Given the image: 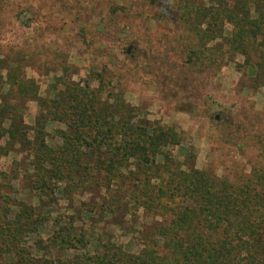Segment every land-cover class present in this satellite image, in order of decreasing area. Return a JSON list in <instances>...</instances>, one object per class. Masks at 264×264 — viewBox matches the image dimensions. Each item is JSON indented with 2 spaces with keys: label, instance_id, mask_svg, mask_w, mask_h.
<instances>
[{
  "label": "trees",
  "instance_id": "1",
  "mask_svg": "<svg viewBox=\"0 0 264 264\" xmlns=\"http://www.w3.org/2000/svg\"><path fill=\"white\" fill-rule=\"evenodd\" d=\"M174 10L196 40L189 61L206 66L218 51L230 60L239 55L245 75L264 87V0H178ZM0 64L7 88L0 91V158L16 147L26 152L24 190L36 202L2 192L13 179L0 170V264H264L263 169L252 167L234 184L193 161L188 166L173 148L194 159L193 150L175 129L142 117L101 73L79 82L54 77L43 98L35 80L20 75V62ZM9 97L37 104L33 126L24 122L21 101ZM54 123L64 129L50 136L46 127ZM96 187L114 194L101 214L133 218L140 211L164 224L149 232L128 227L129 241L115 243L94 226L93 207L72 205V195ZM59 201L67 204L56 208Z\"/></svg>",
  "mask_w": 264,
  "mask_h": 264
},
{
  "label": "rangeland",
  "instance_id": "2",
  "mask_svg": "<svg viewBox=\"0 0 264 264\" xmlns=\"http://www.w3.org/2000/svg\"><path fill=\"white\" fill-rule=\"evenodd\" d=\"M177 2L3 0L0 61L20 62V75L34 79L43 98L48 96L54 77L65 74L68 82H79L90 73H101L108 89L119 92L142 117L175 129L181 144L191 148L194 155V159L189 153L182 157L179 148H173L180 161L188 166L193 161L195 169L239 184L252 167L264 170V87L245 75L239 55L230 60L229 54L218 51L217 60L206 66L189 61L188 51L195 47L196 40L179 20L180 13L174 10ZM114 7L117 12L112 11ZM22 14L26 17L23 22L19 20ZM1 67L0 91L5 93L7 88H2V83L6 71ZM63 88L62 84L58 86V90ZM9 99L11 104L19 100ZM19 101L24 122L33 126L39 107L33 101ZM235 125L239 126L237 131L232 128ZM54 128L64 126L48 125V135L53 136ZM25 159L26 152L17 147L0 158V170L13 179L10 189L1 190L35 204L24 190L29 169ZM113 195L96 187L72 195V205L87 203L93 207L94 226L119 245L129 241L131 235L125 236L128 227L137 231L144 226L149 232L152 224H164L161 218L148 219L140 211L133 218L122 217L121 213L115 218L101 214V207H106ZM115 201L120 203L116 197ZM65 204L59 201L56 208ZM41 235L47 236L45 232Z\"/></svg>",
  "mask_w": 264,
  "mask_h": 264
}]
</instances>
